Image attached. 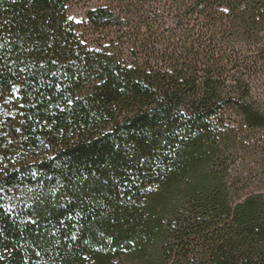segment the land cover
Returning <instances> with one entry per match:
<instances>
[{
	"label": "trees",
	"instance_id": "obj_1",
	"mask_svg": "<svg viewBox=\"0 0 264 264\" xmlns=\"http://www.w3.org/2000/svg\"><path fill=\"white\" fill-rule=\"evenodd\" d=\"M0 0V264H264V0Z\"/></svg>",
	"mask_w": 264,
	"mask_h": 264
},
{
	"label": "rangeland",
	"instance_id": "obj_2",
	"mask_svg": "<svg viewBox=\"0 0 264 264\" xmlns=\"http://www.w3.org/2000/svg\"><path fill=\"white\" fill-rule=\"evenodd\" d=\"M100 0H70L69 17L84 32L87 28V10ZM241 144L235 150L232 178L235 188L244 193L264 186V131L244 129L238 135Z\"/></svg>",
	"mask_w": 264,
	"mask_h": 264
}]
</instances>
